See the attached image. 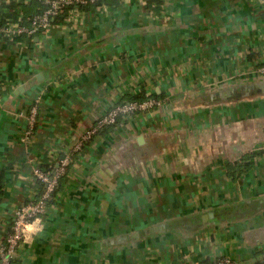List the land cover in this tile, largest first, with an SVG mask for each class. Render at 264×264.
<instances>
[{
	"label": "crops",
	"instance_id": "obj_1",
	"mask_svg": "<svg viewBox=\"0 0 264 264\" xmlns=\"http://www.w3.org/2000/svg\"><path fill=\"white\" fill-rule=\"evenodd\" d=\"M139 0L0 45V243L14 209L71 157L16 264H204L264 255V0ZM34 4V3H33ZM29 4L27 16L35 13ZM144 87L161 105L82 149L97 119ZM41 97L35 131L28 113ZM249 163L246 170L238 165Z\"/></svg>",
	"mask_w": 264,
	"mask_h": 264
},
{
	"label": "built area",
	"instance_id": "obj_2",
	"mask_svg": "<svg viewBox=\"0 0 264 264\" xmlns=\"http://www.w3.org/2000/svg\"><path fill=\"white\" fill-rule=\"evenodd\" d=\"M32 1L40 3V10L32 16H27L24 4ZM139 1L145 9V1ZM97 2L98 0H0L2 18V23H0V45L7 42L21 45L25 41H33L38 35H47L55 25L62 22L70 25H82L84 18L90 11L110 7L98 5ZM151 13L153 14V12ZM256 72L260 76H264V65L257 68ZM7 88L6 83L0 78V103ZM41 102V97H38L30 106L26 141L30 140L35 131ZM159 105H161V101L155 97H148L141 101H122L116 104L108 112L101 115L89 130L83 133L75 145V152L82 151L95 135L115 125L119 120L147 112ZM262 149H264V146ZM29 161L34 165V179L42 184L43 189L38 195L37 193L32 194L26 202L14 209L11 231L6 239L0 243V264H16L15 257L17 256L18 247L22 244L31 243L36 234L43 228V220L48 205L53 199L62 177L69 170L71 157L60 158L51 170L43 169L42 165L33 157ZM235 263L231 258L220 257L212 264ZM254 264H264V261Z\"/></svg>",
	"mask_w": 264,
	"mask_h": 264
},
{
	"label": "trees",
	"instance_id": "obj_3",
	"mask_svg": "<svg viewBox=\"0 0 264 264\" xmlns=\"http://www.w3.org/2000/svg\"><path fill=\"white\" fill-rule=\"evenodd\" d=\"M123 0H98L97 4L98 5H101V6H115V5H118V4H121ZM145 1V9H149L151 12H153V14L157 15L160 11V8L161 6L163 5V0H144ZM34 3V4H33ZM29 4H33L31 5L30 7H32L35 10V12H38L39 7H40V3L39 2H29V3H25L24 4V9L27 5ZM26 10V9H25ZM34 14V13H33ZM32 14V15H33ZM30 15V16H32ZM62 22V21H61ZM0 23H2V18H1V14H0ZM148 97H155V98H159L160 96L159 95H149L147 90L144 88V87H141L140 88V91L134 95H129L126 99V101H130V100H144V99H147ZM237 166H239V170L240 171V168L242 170H246L248 167H249V163H246V164H241L239 163L238 165L234 164L233 167L237 168ZM43 169L45 170H51L54 165L53 164H49L47 163L46 165L42 166ZM64 177V176H63ZM62 177V179H63ZM61 183V182H60ZM58 190V189H57ZM204 264H211V263H204Z\"/></svg>",
	"mask_w": 264,
	"mask_h": 264
},
{
	"label": "water",
	"instance_id": "obj_4",
	"mask_svg": "<svg viewBox=\"0 0 264 264\" xmlns=\"http://www.w3.org/2000/svg\"><path fill=\"white\" fill-rule=\"evenodd\" d=\"M264 261V255H261L259 257H254L250 260H246V261H242V262H237L235 264H254V263H257V262H262Z\"/></svg>",
	"mask_w": 264,
	"mask_h": 264
},
{
	"label": "rangeland",
	"instance_id": "obj_5",
	"mask_svg": "<svg viewBox=\"0 0 264 264\" xmlns=\"http://www.w3.org/2000/svg\"><path fill=\"white\" fill-rule=\"evenodd\" d=\"M263 148V147H262ZM262 148H260V149H262ZM264 150V149H263Z\"/></svg>",
	"mask_w": 264,
	"mask_h": 264
}]
</instances>
